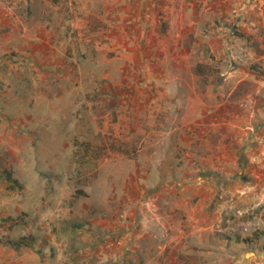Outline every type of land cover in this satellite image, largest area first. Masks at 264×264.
<instances>
[{"label": "rangeland", "instance_id": "rangeland-1", "mask_svg": "<svg viewBox=\"0 0 264 264\" xmlns=\"http://www.w3.org/2000/svg\"><path fill=\"white\" fill-rule=\"evenodd\" d=\"M159 1L0 0V264H264V69L229 77L264 31Z\"/></svg>", "mask_w": 264, "mask_h": 264}, {"label": "crops", "instance_id": "crops-1", "mask_svg": "<svg viewBox=\"0 0 264 264\" xmlns=\"http://www.w3.org/2000/svg\"><path fill=\"white\" fill-rule=\"evenodd\" d=\"M201 1V0H200ZM203 1V0H202ZM189 10H195L198 6L197 0H190L189 2ZM186 3V4H187ZM184 2H181L180 0H160L158 2V9L154 10L155 12L159 13L161 11L169 12L168 16L173 14L174 12H179L184 10ZM204 8H207L209 12L214 13H220L223 16L231 15L233 17L240 18V16H243V19H241V22L246 23L245 16H248L250 18L249 23H253V29H256L257 27H260L264 31V0H204ZM149 13L151 11H148ZM146 13V16L149 17V13ZM168 16H165V19L156 21L159 28H162L163 25L168 20ZM248 23V22H247ZM251 29V30H253ZM264 38V35H263ZM264 48V44H262ZM248 55V56H247ZM250 55L252 53H246L243 52H232L230 57L233 58V61L237 67L235 71L230 72L229 77H237L239 79V83L243 80H246V78L255 77L257 73L255 70H251V65L256 62H260V64L263 66L264 69V55H252L253 58L250 59ZM250 62V68L247 67L246 64ZM248 68V70H247ZM248 71L243 76V72L241 71ZM250 95L248 94L245 96L243 100L240 102H237V104H232L231 107H227L228 110L226 111L225 116L228 121L227 124L238 126L241 123H246L251 119V115L254 114L256 111V105L254 102H250ZM253 97V95H251ZM223 106V105H222ZM231 109V110H230ZM254 111V112H252ZM216 113V111H215ZM211 113L212 116H216V114ZM253 134V133H252ZM250 135L249 139L246 143H241L238 139V134L234 130L233 133H231V136L227 134V138H231L230 145H229V151L230 156L234 155L233 157L236 158L237 162V169H227L223 168V171L225 173V176H227L228 182L236 181V182H242V183H249L252 182V180L257 176V173L252 172L253 170V158L258 154V141L255 140V137L253 135ZM242 137V136H241ZM258 138V136L256 137ZM229 160V159H227ZM227 172V173H226ZM236 174V175H235ZM260 174V173H259ZM236 176V179H234ZM255 176V177H254ZM226 183V182H225ZM230 187V185H229ZM5 264V263H4ZM6 264H12V262H6Z\"/></svg>", "mask_w": 264, "mask_h": 264}, {"label": "trees", "instance_id": "trees-1", "mask_svg": "<svg viewBox=\"0 0 264 264\" xmlns=\"http://www.w3.org/2000/svg\"><path fill=\"white\" fill-rule=\"evenodd\" d=\"M202 66L200 64H197L195 70L197 71V73L199 75H202ZM251 68L255 71H260L261 68L256 64V63H253L251 65ZM7 179L11 182H16V180H13V177H12V173L9 171L7 172ZM33 239V237H31L30 239L28 238H22L20 240H16V241H10V243L15 246V247H20V246H23V245H26V246H31L33 244V241L31 240Z\"/></svg>", "mask_w": 264, "mask_h": 264}]
</instances>
